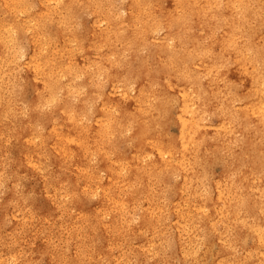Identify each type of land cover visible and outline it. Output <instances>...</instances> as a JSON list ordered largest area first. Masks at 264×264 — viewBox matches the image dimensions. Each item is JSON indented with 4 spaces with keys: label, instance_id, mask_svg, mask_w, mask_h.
Instances as JSON below:
<instances>
[{
    "label": "rangeland",
    "instance_id": "rangeland-1",
    "mask_svg": "<svg viewBox=\"0 0 264 264\" xmlns=\"http://www.w3.org/2000/svg\"><path fill=\"white\" fill-rule=\"evenodd\" d=\"M65 1L59 0L55 5L48 0L47 8H43L42 0H20L27 11L20 16L26 20L29 13H40L41 23L36 29L41 38L52 50L63 52L69 58L63 61L66 66L78 68L69 80L65 75L57 78V85H62V89L58 86L55 103L73 115L74 108H83V114L74 115L78 129L83 125L91 126V130L80 129L82 145L86 140L96 139V109L101 97L117 93L118 89L134 96L142 83L149 89L148 92L146 87H141L146 94L145 104L163 107L161 119H151L154 128L170 139L176 149L183 137L193 136L186 125H181L188 110L182 105L184 99L192 100L193 97L195 103L190 104L191 107L196 108L197 115L204 113L200 124L202 139L193 150L187 147L183 155L173 149L165 153L163 162L158 164L159 175H151V169H146L149 173L136 178L129 187L122 180L118 191L110 193L108 206H99L101 190L90 194L92 182L89 180L84 198L80 199L86 208L96 212L95 215H72L68 198L59 192L56 196L60 203L58 215L50 219L43 218L47 214L40 179L30 172V167L24 169L14 163L17 153L11 141L18 129L14 120L6 129L10 137L0 136V173H6L5 180L0 182V262L9 263L11 256L15 259L13 264H208L201 244L212 237V232L205 224L193 227L188 222L196 214L187 207V201L196 199L205 206L207 198L214 195L218 184L222 186L224 181L229 182V186L222 192L230 203L242 199L244 193L260 195V190L264 198V118H250L236 124L241 120L246 95L251 93V78L235 67L231 56L224 55L222 46L225 36L222 33L232 31L225 25H235L241 31L237 44L249 61V71L253 68L260 74L258 87L264 102V0H259L255 6L252 2L248 19L241 17L245 15L242 8L233 10L237 13L234 18L224 5H220L218 11L209 13L213 17L212 24L195 23L186 14V27L173 23L167 28L168 0H70L67 10L62 9ZM130 3L136 8L133 15H130ZM254 9L258 10L257 15H252ZM58 11L59 18H53ZM57 19L60 20L56 22ZM9 22V14L0 0V27H8ZM62 27H66V37ZM30 35L29 26L11 28L3 49L7 63L0 65V89L12 114L25 113L36 90L34 78L23 66L32 53ZM204 58L216 68L218 75L211 87L204 85ZM116 61L118 65L114 69ZM54 65L56 70L57 64ZM178 88L182 89V94ZM156 111L150 109V112ZM259 111L260 107L256 108L255 112ZM34 115L38 122V125L34 122L36 130L40 132H45L59 119L51 106L42 107ZM229 122L234 125L224 148L211 136L222 132ZM23 125L28 126L22 122ZM61 126V130L66 131V124ZM255 137L259 140L257 144ZM136 139L131 129L122 125L118 134L111 137V145L105 148L103 155L99 156L98 151L97 155H88L90 163L114 159V154L128 158ZM78 142L77 138L71 139L70 148ZM245 147L252 156L247 162V167L253 166L251 189L247 187L245 173L248 156L243 159L234 152H241ZM90 151L91 148H85L84 155ZM154 154L155 151L152 156ZM192 159L199 163L196 175L191 169L187 172L174 170L180 162L188 167ZM118 162L122 164L124 160ZM46 166L56 182L64 181L69 186L80 180L77 173L80 166L72 164L71 168L58 169L50 162H46ZM226 171L231 174L227 176ZM100 174L103 175L101 171ZM14 180L21 186L26 204L31 207L26 218L14 210L28 208L22 199L17 206L15 201L3 200ZM130 191L132 199H136L132 203L128 202ZM123 199L124 206L121 205ZM116 204L122 208L121 215L115 217L112 215ZM142 208H147L149 213L145 222H141ZM258 208V204L251 203L247 216L254 215ZM218 219L224 224V234L219 238L225 246L218 250L215 242L206 253H219L223 264H261L257 259L260 252L251 249L252 235L239 220ZM43 243L51 249L53 262L48 263L38 255Z\"/></svg>",
    "mask_w": 264,
    "mask_h": 264
},
{
    "label": "bare ground",
    "instance_id": "bare-ground-1",
    "mask_svg": "<svg viewBox=\"0 0 264 264\" xmlns=\"http://www.w3.org/2000/svg\"><path fill=\"white\" fill-rule=\"evenodd\" d=\"M168 1L169 7L166 14V28L171 26L173 23H177V25L181 24L186 27V22L184 21L186 14L188 17L190 15L189 18L195 23L206 21L209 24H212L211 20L213 17L209 13H215L218 11V7L220 5H224L234 18L237 13L233 10L238 11L242 8L245 15H241V17L243 19H248L250 17L248 13L251 9L252 2L254 6L259 4V0ZM1 2L9 14L10 22L8 27H0V45H3V47L0 46V65L7 63L3 54V49L7 42V35L11 28L15 26H29V29L31 30L30 39L32 43V53L23 66L34 78L36 82V90L31 104L28 109L25 110V113L22 112L21 115L12 114L10 105L4 101L0 89V136L5 139L10 137L7 134L6 129L7 126L15 120L16 125H18V129L15 130L11 141L12 146L15 147L14 152L17 153L16 158H14V163L16 166L24 169H27L26 167H30V172H33L40 179L42 184V197L46 202L45 213L47 214L43 218L48 216L50 219H55L58 215L60 203L57 201L56 196L59 192L68 198L66 201L67 203H70V208L73 211L72 215H82L83 213H91L92 215H95L96 212L93 209L86 208L82 203L83 199H80L84 198L85 189L89 186V180L92 182L90 194L92 195L93 191L101 190L102 194L101 199H99V206H108L111 203V200L109 199L110 193L118 191L122 180L126 182V186L129 187L134 184L136 178H143L149 173L146 169H151V175H159L157 171L158 164L163 162L162 157L165 153L173 149L176 151L179 150L180 154L183 155L184 151L187 150V147L190 150H193L196 144L202 139L200 133L203 128L200 124L204 119V113L201 112L200 115H197L196 108L191 107L190 104L195 103L193 97L192 100L184 99L182 101V105L187 107L188 110L187 113H184L185 118L183 122H181V125H186L193 136L189 135L188 137H183L179 143V147L176 149L170 139L166 138L154 128L151 119H161L163 107L160 104H145L146 94L142 88L146 87L148 92L149 89L146 83H142V88L139 87L138 93L134 96L128 95L125 90L118 89L117 93L106 94L101 97V102L97 105L98 108L96 109L98 112L96 119L98 125H96L95 132L96 139L91 141L86 140L83 146L82 137L79 133L85 129L91 130V126L83 125L80 127V131L75 124L74 116L83 114V108L79 106L74 108L75 114L73 115L55 103L58 95V86L62 89V85H57V78L61 75H65L67 76V80H69L71 75H73L78 68H70L66 66L63 61L67 58V56H64L63 52H60L59 54L55 50H52L41 38L38 30L36 29V27L40 26L41 23V21L38 20L40 13H29L27 15V19L24 20L20 16V13L27 11L26 8L23 7V4L20 3V0H1ZM47 2L48 0H42L40 4L41 7L47 8L45 6ZM52 2L56 5L59 3V0H52ZM68 6H71L70 0H66L64 5L62 4V9L67 10ZM130 7V15H133L136 9L135 5L130 3ZM172 9H174V11ZM262 9L264 10V6ZM59 13L60 11L52 15V17L59 18ZM258 13V10L254 9L252 15H257ZM59 20L60 19H57L56 22ZM225 26L231 27L232 31H224L222 33L225 35L222 39L224 55L231 56L235 67L242 70L246 76H250L251 78V93L246 95L247 100L244 102L245 108L242 111L241 120L236 121V124L240 125L244 120H251L250 118L260 120L264 118V102L261 100L262 95H260L261 92L258 87L260 74H258V72L253 68L249 71V61L247 57L241 53L239 44H237V39L240 36L241 31L237 30L233 24H226ZM62 29L64 36L66 37V27H62ZM192 49L196 50V47L193 46ZM67 60H69V58H67ZM70 60H72V58ZM202 62L205 64L204 85L211 87L215 83V79L218 77L216 68L212 67L205 58ZM55 63L57 64L56 70L54 65ZM117 65L118 62L116 61L114 69ZM259 69L263 70V66H260ZM62 70L64 73H60ZM110 70L111 69L106 70V74ZM110 74H113V72L111 71ZM1 80L2 77L0 76V82ZM181 86L185 87L186 84H181ZM181 88H178V91L182 94L183 92ZM252 93H255L254 96H252ZM46 106H51L54 110L56 109L59 119H57L45 132H40L37 131L38 129L36 130L35 123L38 125V122L34 113H37L38 110H41L42 107ZM132 107L138 109L134 110ZM258 107H260V111L255 112ZM152 108L157 109V111L155 113L150 112V109ZM144 113H147L148 115L145 116ZM45 118H48V116L45 115ZM22 122L26 123L28 126H21ZM62 124H66V131L61 130ZM122 125H127V128L131 129L137 138L136 142L132 144L130 156L127 155L128 158H121L122 156L119 157L120 155L114 154V156H116L114 159H109L105 162L102 161L101 163L91 162V164V160H89L88 155L91 153L93 155H97L98 152L99 156L103 155L105 148L111 145V137L118 134ZM233 125L234 123L229 122L227 128L220 133L213 134L211 139L219 146H224L225 148L228 142V136L231 135ZM74 138L79 139L78 145L74 148H70L69 142ZM7 142L10 143L9 140H7ZM258 142V137H255L254 143L257 144ZM46 147L48 149H45ZM85 148H91L92 151L88 152L87 155H84ZM154 151L155 154L152 156ZM234 152L236 154H240L243 159L248 156V159L245 160V166L247 168L245 173L248 179L247 187L251 189L253 187V181L251 179V175H253V166L249 165L247 167V162L250 157H252L251 152L247 147H245L241 152L238 150H235ZM146 158H149V160L145 161ZM119 159H123L124 162L120 164V162H118ZM46 162H50L53 167L58 169L67 166L71 168L72 164L80 166V170L77 171L80 176V180L77 182L74 181L69 186L64 181L56 182L49 172ZM162 166L165 167V163ZM198 168L199 163L195 159H192L188 167L180 162L176 165V167H174V170L178 172H187L188 169H191L192 174L196 175ZM100 171L103 175L100 174ZM225 174L229 176L231 173L226 171ZM5 176V172L0 173V182L5 180ZM228 186L229 182L226 181H224L222 186L218 184L219 189L216 190L214 195L207 198V204L205 206L196 202V199H189L187 201V207L194 210L196 214L194 217L189 218L188 222L195 227H201L205 224L212 232V237H209L201 244V246L205 248L203 256L207 259L208 264L224 263L223 258L219 255V253L208 254L206 252L215 242L218 246V250L223 248L224 244L220 241L219 237L224 234V224L219 223L218 218H236L239 220L246 232L252 235L251 249H255L260 252L257 259L261 264H264V198L261 197L262 190H260V195H258L259 193L253 195L252 192L244 193L242 199H234L233 202L230 203L225 199L224 193L222 192V190L228 188ZM255 187L261 189L260 186ZM129 194L130 196L128 197V202L132 203L136 201V199H132L133 193L131 191ZM5 196L6 199L3 200L15 201V206L20 203L21 199L23 200V203H25L28 208L16 207L14 210L16 214H20L26 218L28 212L31 211V207L26 204L23 190L16 180H14V182L11 181V186L7 190ZM251 203L258 204L259 208L254 215L247 216L249 213L247 210ZM121 205L124 206V199L122 200ZM121 205H115V212L112 216L116 217L121 215ZM141 214V222H145L149 214L148 209L142 208ZM38 223L39 221L37 224ZM25 226L26 228L28 227V225ZM50 251L51 249L48 248L47 244L43 243L40 247L38 255L42 256V259H45L46 262L50 263L54 261ZM192 255L196 256L197 254L193 253ZM32 260L34 261V259ZM8 261L9 263L5 264H13L12 262H14L15 259L10 256Z\"/></svg>",
    "mask_w": 264,
    "mask_h": 264
}]
</instances>
